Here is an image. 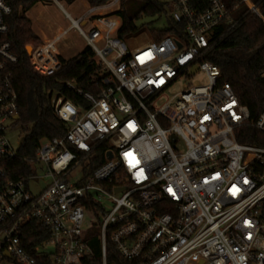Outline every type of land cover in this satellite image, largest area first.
<instances>
[{
  "label": "built area",
  "instance_id": "built-area-1",
  "mask_svg": "<svg viewBox=\"0 0 264 264\" xmlns=\"http://www.w3.org/2000/svg\"><path fill=\"white\" fill-rule=\"evenodd\" d=\"M61 1L50 0L69 24L25 45L31 69L40 76L58 70L53 45L74 28L100 68V87L67 81L78 103L50 95L65 131L40 139L22 172L14 161L20 142L15 148L8 132L18 118L9 71L16 57L3 39L12 0H0V264L45 257L82 264L93 256V239L100 264H107L108 240L129 264H264V144L236 140V130L250 125L264 142V107L250 120L219 67L204 59L217 33L235 25L239 6L263 24L264 13L253 0L198 7L162 0L160 15L166 25L183 23L182 34L135 45L117 36L125 0H81L77 17ZM199 72L204 83L168 92L179 77ZM33 220L48 236L28 249Z\"/></svg>",
  "mask_w": 264,
  "mask_h": 264
},
{
  "label": "trees",
  "instance_id": "trees-1",
  "mask_svg": "<svg viewBox=\"0 0 264 264\" xmlns=\"http://www.w3.org/2000/svg\"><path fill=\"white\" fill-rule=\"evenodd\" d=\"M72 0H66L70 3ZM90 4H98L104 0H87ZM127 5L121 14V26L117 36L128 40L146 30L148 36L158 40L166 35L182 34L183 23L168 19L163 29L149 28L148 23L137 22L141 16L160 15L166 12L162 0H125ZM194 6L202 0H191ZM50 0H12L11 12L6 16L7 30L3 39L10 44V49L16 57L9 71L12 84L17 93V122L23 126L21 141L17 150L16 169L27 170L23 160L33 156L34 147L40 139L60 136L64 133V125L57 120L51 111L49 97L52 93L65 95L74 103L80 98L67 88L66 82L88 91L100 87V68L93 59V53L85 45L70 57L59 56L60 67L48 76H40L31 69L25 50V44L37 38L30 32L29 21L25 13L37 3ZM264 13V0H253ZM198 7V6H197ZM236 23L229 30L212 40L204 59L216 64L221 71V79L230 84L239 102L249 111L250 120L254 119L264 107V24L244 6H239L235 12ZM236 140L240 143L261 145L264 142L260 134L250 125H244L236 130ZM92 168V167H91ZM36 230L37 234L34 233ZM29 249L48 236L46 231L36 221H31L25 229ZM93 256L82 264H100L99 241H91ZM107 264H129L116 252L108 240L106 245ZM38 264H52L49 257L38 258Z\"/></svg>",
  "mask_w": 264,
  "mask_h": 264
},
{
  "label": "rangeland",
  "instance_id": "rangeland-1",
  "mask_svg": "<svg viewBox=\"0 0 264 264\" xmlns=\"http://www.w3.org/2000/svg\"><path fill=\"white\" fill-rule=\"evenodd\" d=\"M63 6L72 14L73 17H77L79 14L78 8L82 6L83 2L81 0H76L74 3L69 4L67 2L61 1ZM26 21H29L30 32L37 38V40H30L25 45L29 43H34L41 40L44 36L51 38L55 36L60 28H65L68 26L69 21L64 16L61 9L54 2L37 3L29 11L25 13ZM165 16L162 15H152V16H141L136 21L148 23L149 28L163 29L166 27ZM150 37L146 30L140 33L137 37L129 38V42H136L135 45H142L149 41ZM84 41L81 36L78 35L76 29H69L62 37H60L57 42L53 45V48L62 57H70L76 54L83 46ZM206 81L205 76L202 73H195L190 77L181 76L177 79L176 83L169 89V93H173L182 89L186 85H193L195 83H204ZM12 127L8 130L10 136L12 135L11 141L12 145L17 148L19 142L21 141V130L22 125L11 119ZM80 173L78 171L71 175L70 179L73 181L78 178ZM41 185L42 182H41ZM39 187L33 186L31 188L32 192H35ZM90 214L85 213V221L88 220Z\"/></svg>",
  "mask_w": 264,
  "mask_h": 264
}]
</instances>
